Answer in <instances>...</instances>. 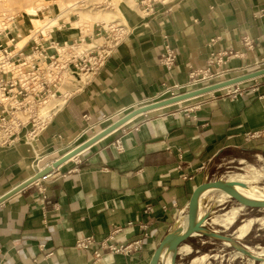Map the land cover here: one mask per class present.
I'll return each instance as SVG.
<instances>
[{
    "label": "crops",
    "instance_id": "0c3cea01",
    "mask_svg": "<svg viewBox=\"0 0 264 264\" xmlns=\"http://www.w3.org/2000/svg\"><path fill=\"white\" fill-rule=\"evenodd\" d=\"M118 5L105 15L128 36L106 65L48 120L0 145V198L32 178L37 164L42 169L136 109L169 99L194 72L211 69L221 82L264 69V0ZM29 18L17 21L23 36ZM101 24L75 14L53 37L92 44L104 40L92 34ZM165 46L177 53L172 70L161 64ZM227 53L238 56L217 66ZM261 159L264 76L139 116L60 166L54 181L0 205V264H152L189 179ZM87 240L88 249L78 247Z\"/></svg>",
    "mask_w": 264,
    "mask_h": 264
},
{
    "label": "built area",
    "instance_id": "2783aa9c",
    "mask_svg": "<svg viewBox=\"0 0 264 264\" xmlns=\"http://www.w3.org/2000/svg\"><path fill=\"white\" fill-rule=\"evenodd\" d=\"M261 12L264 14V9ZM11 20L18 23L19 16ZM57 22L58 19L52 18L39 28L28 41L25 35L22 40L23 45H19L18 42L21 43V41L13 39L11 30L1 21L0 145L16 143L22 139L25 127L31 123L34 128L44 120L39 117V112L45 107L47 100L61 96L60 86L64 83V77L68 71L86 77L97 74L128 36L123 27L117 24L113 25L114 23H102L95 30L94 37L104 39V44L96 45L91 50H80L85 44L84 39L68 43L53 37L55 32L61 29L54 27ZM63 24L64 22L61 20L59 25ZM246 45H250L247 39ZM164 49L161 64L168 70H172L176 65L177 53L170 46H165ZM233 55L238 56L233 53L220 55L216 65L225 64V60ZM189 79V84L172 91L170 98L220 82L212 76L211 69L194 72ZM177 90L183 91L177 93ZM85 120H89V117L86 116ZM34 134L35 130H32L28 134V139H32ZM39 170L41 169L37 164L36 172ZM56 171L54 170L45 180L54 181ZM90 245L91 240H87L79 243L78 247L88 249ZM113 251L118 253L121 249L115 248Z\"/></svg>",
    "mask_w": 264,
    "mask_h": 264
},
{
    "label": "bare ground",
    "instance_id": "6f19581e",
    "mask_svg": "<svg viewBox=\"0 0 264 264\" xmlns=\"http://www.w3.org/2000/svg\"><path fill=\"white\" fill-rule=\"evenodd\" d=\"M14 0H0V9L6 7L9 3L12 4ZM24 3L23 11L27 13L30 17V22L35 24L41 23L37 18L38 12L41 9L34 6L37 0H22ZM115 10V9H113ZM107 14V13H106ZM100 15L104 19H108L105 14L97 13V17ZM28 21V19H27ZM5 26V25H4ZM11 30V37L15 40H24L22 32L19 30V26L16 22H12L10 25L6 26ZM0 28H2L0 20ZM28 30L30 26L27 27ZM72 72L68 71L64 77V90L62 89V94L59 98L52 97L47 100L46 105L39 112V117L48 120L52 113L63 105L67 96H69L75 89L79 88L82 84L85 83L86 76L82 75V79H77ZM243 173H234L230 175L227 179L226 185L219 186L218 189L212 187L209 183L205 181H198L194 187L195 190L202 192V197L196 201V211H248L258 207L261 203L264 202V168H258L255 165H247L242 168ZM194 198L192 197V201ZM236 223L234 218H213L210 219L209 216L200 217L192 221L182 232V235H190L193 238L200 237V230L202 227L207 225L215 227V230L219 232H227L231 227ZM259 227L262 232H264V215L261 217H254L245 220L231 235L236 240H245L247 239L253 230ZM227 247L228 243L225 244ZM251 253L257 258L264 257V247L257 246L255 250L250 249ZM174 253V247L170 243L160 260V264H163L167 261ZM194 254V250L191 246H185L182 250L183 256H191ZM236 258L244 259L245 256L236 251ZM213 257L217 258L218 255ZM250 264H254L255 261L250 258H246ZM208 260L207 256H202L198 258H193L190 264H205ZM260 264H264L262 261Z\"/></svg>",
    "mask_w": 264,
    "mask_h": 264
},
{
    "label": "rangeland",
    "instance_id": "374dc122",
    "mask_svg": "<svg viewBox=\"0 0 264 264\" xmlns=\"http://www.w3.org/2000/svg\"><path fill=\"white\" fill-rule=\"evenodd\" d=\"M121 0H37V2L34 4L37 8L41 9L40 12H38L37 18L40 20L41 23H37L34 25L32 23V30L26 32V40L28 41L29 38L34 35V33L41 28L43 25L47 24L52 18L58 19V22L56 25H54L55 28H64L68 25V20L73 17L75 14H79L82 19L86 22H88L89 25H96L98 23H104V24H112L115 25L117 23L116 19L117 17L109 16L108 19H103L102 16L97 17V13L99 14H106L109 12H113V9L118 8V4ZM104 4V5H103ZM24 3L22 0H14L11 3H9L6 7L3 9H0V20L6 24L10 25L12 23V18H15L19 16V19H28L29 16L24 11L22 13H19L20 10L23 9ZM64 21L63 25H59L60 21ZM77 26V25H75ZM53 28V27H52ZM88 33V32H87ZM92 34L94 32L92 31ZM18 42L19 45H23L22 40ZM104 40L98 41V42H92V44L88 45L85 43L82 46V49L91 50L94 46L92 45H103ZM91 45V46H90ZM76 76V75H74ZM83 77V76H82ZM81 77V79H82ZM78 79V78H77ZM62 89L64 90V83L60 86V94H62ZM256 164L252 163H244L243 165L239 164H233L229 165L227 167H223L220 169H217V171L214 169L213 171L209 173H203L202 175H207L209 177H212L216 180L220 181V184L215 188L218 189L221 185H226L227 179L230 175L234 173H243L242 168H244L247 165H255L258 168H264V159L256 160ZM264 187V186H262ZM194 200L190 204V211L194 212L196 211V201L200 197H202V192L197 191L194 189L193 191ZM245 221V220H244ZM244 221H237L230 230L227 232H219L218 230H215V227L207 225L206 228L213 232L220 235H225L227 237H231L232 234L236 231V229L244 222ZM236 245L240 248H244L245 246L255 250L257 246L264 247V232L260 230L259 227H256L251 235L245 239V240H236ZM225 242L216 241L204 236H200L198 238H193L192 245L194 248V254L191 256H181L178 260L177 264H190L191 260L193 258H198L202 256H207L208 260L205 264H250L249 260L241 258H236L234 255L236 253V250L232 245L229 244L227 247L225 245ZM214 255H218L217 258L213 257ZM262 261H264V257L260 258V260L255 261L254 264H260Z\"/></svg>",
    "mask_w": 264,
    "mask_h": 264
},
{
    "label": "water",
    "instance_id": "95a60500",
    "mask_svg": "<svg viewBox=\"0 0 264 264\" xmlns=\"http://www.w3.org/2000/svg\"><path fill=\"white\" fill-rule=\"evenodd\" d=\"M264 76V69L244 74L239 77L231 78L229 80H224L218 83H215L211 86H207L205 88H201L198 90H194L188 93L180 94L178 96H175L170 99H166L160 102L152 103L150 105H146L144 107L138 108L135 111L129 113L119 121L115 122L114 124L107 127L104 131L99 133L97 136L93 137L89 141L77 146L74 150L70 151L60 159H57L55 162H51L47 164L44 168L39 170L35 173V175L27 180L26 182L22 183L17 188L13 189L11 192L7 193L6 195L2 196L0 198V205L4 203L6 200L14 196L15 194L19 193L26 187L43 180L50 176L54 170H57L60 166H62L64 163L68 162L69 160L75 158L80 153L94 145L95 143L99 142L100 140L104 139L105 137L109 136L110 134L114 133L115 131L119 130L120 128L124 127L126 124L134 120L135 118L142 116L144 114H148L153 111H157L175 104H179L188 100H192L197 97H201L210 93H214L216 91L224 90L233 86H237L239 84H242L244 82H248L260 77ZM205 181L209 183L212 187L216 188L220 181L216 180L212 177H209L207 175L198 174L193 176L186 184L185 187V194L183 201L180 205L179 214L177 217L176 222L174 223L173 227L171 228L170 233L167 235L166 239L164 240L161 248L159 249L155 260L152 264H160V260L162 258V255L166 249V247L172 243L174 247V253L173 255L165 261L163 264H177L178 260L182 256V250L185 246H191L192 249V240L193 237L190 235H182L180 232H182L192 221L203 217V216H209L210 219L213 218H234L236 219V222L241 220H247L254 217H261L264 215V202L261 203L258 207H255L254 209L248 210V211H198V212H191L190 211V204L192 203V197L194 198L193 191L196 183L198 181ZM200 236H204L216 241L225 242L234 247V249L240 253H242L245 257H248L250 259H253L254 261L260 260L256 256H254L250 248L244 247L240 248L236 245L237 241L233 237H227L225 235H220L217 233H213L209 231L205 226L201 228L200 230Z\"/></svg>",
    "mask_w": 264,
    "mask_h": 264
}]
</instances>
